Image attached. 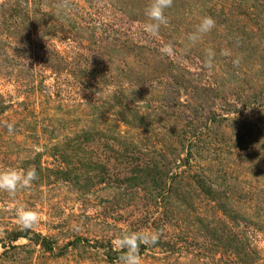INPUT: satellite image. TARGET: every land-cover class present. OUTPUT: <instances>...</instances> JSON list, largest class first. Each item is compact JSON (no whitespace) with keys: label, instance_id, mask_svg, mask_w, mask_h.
Segmentation results:
<instances>
[{"label":"rangeland","instance_id":"1","mask_svg":"<svg viewBox=\"0 0 264 264\" xmlns=\"http://www.w3.org/2000/svg\"><path fill=\"white\" fill-rule=\"evenodd\" d=\"M150 3L0 0V264H264V0Z\"/></svg>","mask_w":264,"mask_h":264},{"label":"clouds","instance_id":"2","mask_svg":"<svg viewBox=\"0 0 264 264\" xmlns=\"http://www.w3.org/2000/svg\"><path fill=\"white\" fill-rule=\"evenodd\" d=\"M173 0H151L149 6L145 9V16L150 23L145 24L147 34L153 38H158L160 27L167 23L165 11L171 7ZM215 27V21L210 16H204L200 19L199 23L195 26L193 32L189 33L186 38V49L198 44L204 36L209 34ZM162 55L171 56L175 53V49L171 44L163 45L160 49ZM221 55L228 56L230 52L226 49L221 50ZM206 59L204 67L211 70L214 66L215 52L211 48L205 49ZM234 65H238V60H233ZM9 134L14 131V125L9 123L7 125ZM37 173L34 168L27 170H17L15 168H6L0 171V192L7 193L10 197L23 188L30 187L32 182L36 180ZM17 222L18 225L24 229L29 230L36 226L38 223V215L34 211L24 210L23 208L17 209ZM146 243H155V235L152 236H138ZM122 264H138V257L131 245H128V252L121 257Z\"/></svg>","mask_w":264,"mask_h":264}]
</instances>
